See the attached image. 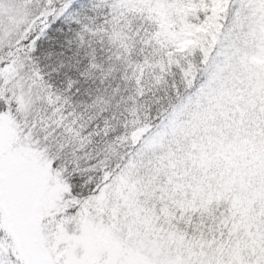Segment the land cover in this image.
I'll list each match as a JSON object with an SVG mask.
<instances>
[{"label":"snow or ice","instance_id":"6c2138e0","mask_svg":"<svg viewBox=\"0 0 264 264\" xmlns=\"http://www.w3.org/2000/svg\"><path fill=\"white\" fill-rule=\"evenodd\" d=\"M168 2L183 6V25L199 32L191 44L148 64L158 71L157 82L171 69L178 73L168 92L173 110L149 113L141 122L132 108L122 131L112 123L116 113L82 124L76 107L104 113L108 108L100 105L107 102L100 96L74 105L55 87L65 61L48 65L47 73L41 65V58L52 59L45 45L49 29L75 11L73 0H40L15 32L0 30V264H226L214 253L187 248L179 218L161 225L159 210L147 214L126 193L174 111L213 91L225 69L240 70L264 53V0H220L219 8L217 0ZM97 67L90 61L87 70ZM75 83L69 78L64 91ZM137 94L143 99L142 86ZM122 144L127 151H120ZM110 153L118 154L117 162ZM240 264H264V249L241 255Z\"/></svg>","mask_w":264,"mask_h":264},{"label":"rangeland","instance_id":"374dc122","mask_svg":"<svg viewBox=\"0 0 264 264\" xmlns=\"http://www.w3.org/2000/svg\"><path fill=\"white\" fill-rule=\"evenodd\" d=\"M118 3L153 8L158 22L151 37L173 50L199 35L183 25L185 8L175 2ZM39 5L40 0H0V30L15 32ZM137 169L126 194L149 215L159 210L161 225L179 218L187 248L214 253L226 264H240L241 255L264 249V53L249 57L240 70L225 69L213 91L176 109Z\"/></svg>","mask_w":264,"mask_h":264},{"label":"trees","instance_id":"16d2710c","mask_svg":"<svg viewBox=\"0 0 264 264\" xmlns=\"http://www.w3.org/2000/svg\"><path fill=\"white\" fill-rule=\"evenodd\" d=\"M73 3L76 5L75 11L66 19L61 17L53 22L49 29L45 45L47 51L52 53V59L41 58L40 62L47 73L51 70L48 65L65 61L66 69L61 70L55 87L61 96H71L74 105L91 104L100 96L107 102L100 105L108 108L104 113H100L98 107H76V112L81 114L76 118L88 125L116 113L118 119L112 123L117 131H122L120 124L130 119L129 110L132 108L137 110L132 118L141 122L151 119L149 113L161 109L172 111L173 102L168 92L173 81L179 83L178 73L171 69L167 72L166 80L157 82L155 76L158 71L148 66L149 62L159 61L172 49L159 36L149 40L158 22L154 9L149 6L140 7L142 9L126 7L118 0H73ZM84 25L90 31H85ZM52 28L57 31L51 33ZM122 44L126 45V49L121 47ZM90 61L98 67L87 70ZM69 63L71 66L67 67ZM81 72L86 73L85 78L80 76ZM52 77L55 78L56 73H52ZM69 78L77 83L71 92L66 93L64 86ZM141 86L145 93L143 99L137 94V88ZM33 90L35 96L41 95L39 87ZM127 150V144L120 145L121 152ZM117 159L118 154L110 153L112 163Z\"/></svg>","mask_w":264,"mask_h":264}]
</instances>
